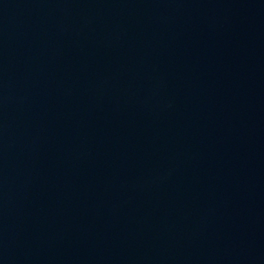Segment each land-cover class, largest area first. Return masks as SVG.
Here are the masks:
<instances>
[{"label": "water", "instance_id": "1", "mask_svg": "<svg viewBox=\"0 0 264 264\" xmlns=\"http://www.w3.org/2000/svg\"><path fill=\"white\" fill-rule=\"evenodd\" d=\"M264 71V0H0V264H175Z\"/></svg>", "mask_w": 264, "mask_h": 264}]
</instances>
